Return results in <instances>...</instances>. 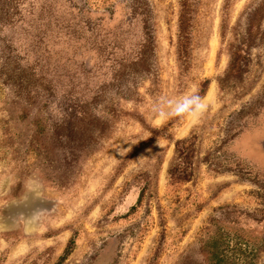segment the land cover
I'll use <instances>...</instances> for the list:
<instances>
[{"label":"rangeland","instance_id":"374dc122","mask_svg":"<svg viewBox=\"0 0 264 264\" xmlns=\"http://www.w3.org/2000/svg\"><path fill=\"white\" fill-rule=\"evenodd\" d=\"M75 2L123 20L126 39L122 62L75 99L35 77L0 24V171L18 179L0 191V264H209L206 226L264 213V0ZM192 87L209 105L200 124L152 122L150 100ZM183 170L190 180L174 179ZM35 172L42 195L24 202ZM38 211L43 232L17 226Z\"/></svg>","mask_w":264,"mask_h":264},{"label":"trees","instance_id":"16d2710c","mask_svg":"<svg viewBox=\"0 0 264 264\" xmlns=\"http://www.w3.org/2000/svg\"><path fill=\"white\" fill-rule=\"evenodd\" d=\"M9 5L5 13L14 11L13 16L0 24L14 29L15 34L8 39L10 47L14 49L15 44L19 56L32 58L33 75L39 77L41 73L42 78H48V88L54 93L75 99L81 92L90 91L93 79L109 75L124 59L123 20L109 27V11H92L75 0H11ZM136 14L147 22L148 10ZM85 53H93L90 67L78 61ZM137 57H141L140 51ZM173 177L190 180L185 170ZM212 225L215 230L211 232L206 226L203 238L209 264H264V213L234 209Z\"/></svg>","mask_w":264,"mask_h":264},{"label":"clouds","instance_id":"9594fccd","mask_svg":"<svg viewBox=\"0 0 264 264\" xmlns=\"http://www.w3.org/2000/svg\"><path fill=\"white\" fill-rule=\"evenodd\" d=\"M149 118L156 125H161L169 120H187L190 126L200 124L207 111L208 101L198 94V90L192 87L181 95H161L147 104ZM18 183L17 176L11 167H5L0 171V191L10 192ZM43 191V181L39 172L33 173L23 182V193L21 200L27 202L29 194L40 197ZM27 233H40L44 231L42 214L34 212L31 216L21 217L17 222Z\"/></svg>","mask_w":264,"mask_h":264}]
</instances>
